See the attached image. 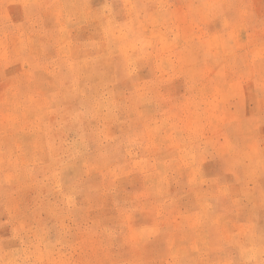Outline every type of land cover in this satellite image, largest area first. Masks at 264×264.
Wrapping results in <instances>:
<instances>
[{
	"label": "rangeland",
	"instance_id": "obj_1",
	"mask_svg": "<svg viewBox=\"0 0 264 264\" xmlns=\"http://www.w3.org/2000/svg\"><path fill=\"white\" fill-rule=\"evenodd\" d=\"M0 264H264V0H0Z\"/></svg>",
	"mask_w": 264,
	"mask_h": 264
}]
</instances>
